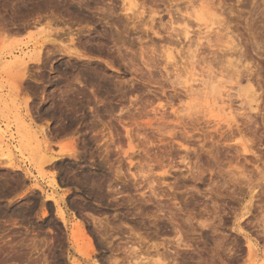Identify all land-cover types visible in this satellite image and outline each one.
I'll list each match as a JSON object with an SVG mask.
<instances>
[{"label":"rangeland","instance_id":"1","mask_svg":"<svg viewBox=\"0 0 264 264\" xmlns=\"http://www.w3.org/2000/svg\"><path fill=\"white\" fill-rule=\"evenodd\" d=\"M103 1L98 7L107 10L109 0ZM137 1L139 4L145 2ZM114 3L116 16L122 21L121 26L128 30L124 35L118 31L120 25L116 29L101 23L95 17L98 13L86 12L91 17H79L68 0H0V264H72L75 260L79 264H91L97 259L101 262L97 250L90 258L80 257L76 251L84 253L87 248L91 249L88 237L94 233L92 217L100 220L109 217L113 226L123 221L133 224L139 218V211L132 210L128 214L124 207L115 209V204L134 198V201L140 200L139 207L143 195L153 200L149 189L152 180H156V193L166 201V210L178 214L186 233L194 231V240L188 242L192 248H185L181 252L178 264H264V0H245L240 5L236 0H227L228 11L224 23L229 29L224 30V26L219 24L214 26L219 27L218 38L215 32L209 35L206 30L198 29L190 22L191 42L198 49L199 70H207L206 63L207 66H216L215 70L219 71L228 60L234 61L237 67L246 65L245 59L239 61L237 58L240 48H243L244 58L251 62L250 67H254L253 72H247L243 67L238 70L242 73V86L246 84L247 76L253 81L261 97L260 109L251 110L245 98L239 96L234 69L235 74L230 72L236 81L227 83L228 89L223 90L225 97L232 95L230 100L228 97H224V100L235 110L234 118L214 108L218 96L207 100L196 98L191 103L194 108L185 111L192 100L187 98L188 93L184 86L178 84L177 77L188 64L189 41L182 34L184 22L179 14L175 15L172 20L174 24L171 25L163 5L153 6L145 2L146 13L134 17L124 15L126 13L119 0ZM92 4L94 7L95 3ZM177 4L182 10L187 6L184 0ZM230 7L233 8L232 13ZM153 10L158 11L156 16L151 12ZM39 20H44V23L41 21L44 26L47 25L45 21L54 23L56 20L51 34L58 31L60 36L52 35L65 42L72 31L76 42L83 43L80 50L86 55V60L73 58L70 61L65 55L56 53L44 58L46 61L42 68L31 64L28 76L31 75L24 78L21 70L10 64L21 54L31 53L38 40L45 39L47 34L40 35V29L35 27ZM55 24L57 26L54 27ZM48 45L49 49L53 48L49 41L45 43L46 47ZM168 56L175 57L176 64L168 62ZM71 64L80 65V68L94 67L107 79L105 88L94 85L99 98L94 97L89 84L84 87L87 100L78 99L80 104L77 101L78 117L76 115L77 125L74 128L67 126L68 119L63 113L66 103L64 98H60V94H66L67 98L69 93L65 92L70 85L73 88L79 86L72 83V76L77 71L72 70ZM50 92L57 95L56 104L48 99ZM95 109L100 115L98 119L92 113ZM148 120L155 127L145 129L142 124ZM23 124L29 130L30 138L27 140L30 142L22 135ZM94 124L97 126L94 127ZM125 125L131 130L132 146H129ZM158 125L162 128H158ZM108 127H112L116 136L120 134V143L116 146L110 144L108 159L112 164L109 166L101 160L107 156L104 150L107 145L104 146L103 141L110 136ZM43 128L45 131L48 128L47 133L42 131ZM94 134L97 140L102 141H93L91 137ZM43 135L50 139L53 153L60 152L61 148L72 150L73 143H76L81 156H66L56 168L47 166L42 160L45 157L39 161L37 157L42 154ZM131 147H135L134 150ZM187 148L189 151L186 150V153ZM9 152L13 167L1 158L2 154ZM129 161L133 162L132 166H129ZM120 170L122 174L119 178L115 172L119 173ZM166 170L169 173L165 174ZM51 171L59 172L60 186H52ZM85 171L94 172L93 176L96 177L92 178L97 181L109 177L102 183L109 193L108 200H112L108 203L110 209L107 214L106 211H82L71 202L78 196V204L88 200V197L91 201L95 199L90 194L91 182L88 181L89 186L82 180ZM101 172L106 173L105 178ZM124 176L131 184V187L128 185L129 191L127 187L123 188ZM166 184L174 186V189L169 191ZM121 191L124 193L121 194ZM254 191L258 192L256 198H259V204L257 202L250 209L248 203ZM52 195L61 200L66 225L56 215L54 203L48 200ZM260 203L262 210L258 207ZM115 215H118L116 219ZM124 216H130V219H124ZM201 223L206 228H201ZM191 224L194 230L190 229ZM77 227L81 230H76ZM146 229L154 230L153 227ZM77 231L86 232L85 235L81 234L83 232L77 235ZM110 231L108 233H112ZM72 235L77 237L72 239ZM91 237L95 239V235ZM250 243L255 247L253 252H249ZM195 248L197 252H192ZM171 262L168 260V263Z\"/></svg>","mask_w":264,"mask_h":264},{"label":"bare ground","instance_id":"2","mask_svg":"<svg viewBox=\"0 0 264 264\" xmlns=\"http://www.w3.org/2000/svg\"><path fill=\"white\" fill-rule=\"evenodd\" d=\"M68 1L70 2V4H72L73 11H75L77 13V15H79V17L82 16L83 18L86 19V18H89V16L92 13L93 14L94 13H98L99 15L96 14L97 16H95V17H97L98 20L101 23H104L107 26L109 25V26H111V28L114 27L116 29H117V27H120L122 25V21H121V19H119L120 17L117 18V16H116V12L117 11H116V5L114 3L115 0H109V2H108L109 7H108L107 10H104V8L102 6L101 7H98L100 4H103L104 3V1L102 2L100 0H93V2L95 3L94 7L92 6L93 5L92 4V0H68ZM119 1L123 5V9L122 10H123V12L126 13V14H124L126 16H129V15H133L134 17L135 16H138V15L143 16L146 13L145 12V5H143V4L150 3V5L152 4L153 6L163 5L165 7V9H166V11H167V13H168V15L170 17V24L171 25L174 24L172 22V20H173V18H175V15L179 14L181 16V18H183L182 20L184 22V26H183L182 34L184 35L185 39L189 41V44H187L188 45V47H187L188 48V54H187L188 55L187 56V59L188 60L186 62L188 64L185 63L186 66L187 65L188 66L187 67L185 66V70L183 71V73L181 75H179L177 77V81H178V84L179 85H182V86L185 87V89H186V91L188 93L186 95L187 98L189 100H192V101L188 102L190 104V107H188L187 109L184 108V109H186L185 111H191L190 109L193 107L192 106L193 104H191V103H193L196 100V98H201V99L203 98V99L207 100L208 98H210L212 96L213 97L214 96L215 97L218 96L217 99H215V101L218 100V99L219 100L215 103L216 106L214 108L215 109H218V111L220 110L219 112H223L224 114L226 113L227 116H230L231 118H234L235 117V110L233 109L232 105L229 104V102L227 103L226 100H224L225 94H224V91H223L225 88H227V85H226L227 83L233 82V80H234V78H232L233 73H231L230 71L234 72V74H235L234 69L236 70V73H237V75L236 74L234 75L237 81L236 80H234V81H236V84L238 86L237 87L238 88V91L237 92H238L239 96L245 98V101H246L245 103H247V105H250L251 110H253V111H257L258 110L259 111V109H260V104L259 103H260L261 97L258 95V93H257L258 91H257V89H255V87H254L255 85H253V83H252L253 81H251V78L247 76V78H246V84L244 86H242V83H241V80H240V77L242 75H240L241 72H240V69L238 70V68L243 67V69L245 68L247 70V72H250L254 68V67H250L251 62L250 61L248 62L247 59L244 58L245 54H244V51L242 50L243 48H240V51H237V53H238V57L237 58H238L239 61L242 58H243V61L245 59L246 60V65H242V66L238 65L239 67H237L236 66L237 65L236 63H235L236 65L234 66V63H233L234 61H229L228 60L226 62V64H225V66H224L225 68L229 66L226 69L224 67H221V68L218 67L219 68L218 69L219 71H216L215 70L217 68L216 66H211L209 64L208 65L209 67H208L206 63H205V65L208 68L207 70H205L204 68H200L202 70H199L198 69V61H199L198 60V57L199 56L197 55L198 54L197 53L198 52L197 51L198 49L194 48V45L191 42L192 41L191 40L192 38L190 37V35H191L190 22H191V24L194 23L198 27V29L199 28L200 29L202 28V29L206 30L207 31L206 33H208L209 35L212 32L213 33L215 32V35H217V38H218V35H219V31L220 30L218 29L219 27L218 28H214V26H217L219 24L221 26H224V30H227L228 31V29H229V27L227 26V24H225L226 23L225 14L228 11V9H227V6L228 5L226 4V1L227 0H184V1H186L187 6H185V8L183 10L182 9H179L180 7H178L179 5L177 4L178 1H183V0H144L146 3L144 2L142 4H139L137 0H119ZM244 2H245V0H236V3L239 4V5L242 4V3H244ZM245 4H244V6H245ZM68 5H69V3H68ZM176 6L178 8L177 9H174ZM232 7H234V6H232ZM229 10H230V13H232L233 8L230 7ZM136 11L138 12L137 14H135ZM86 12L87 13H91V14L88 15V14H86ZM151 12H154V16H156L158 11L153 10ZM68 15L72 16L71 14H68ZM77 15H75V16L77 17ZM75 16H73V17L76 18ZM41 21H42V23H44L43 22L44 20H39L37 22L38 23V26H37V24H35V27L38 28V29H40L39 30V31H41L40 32V35H43L44 36L45 33L47 34V35H45V39L43 38V39H41V41L38 40V42L36 43L37 45L33 46L34 48H33V51L31 53L30 52L29 53L28 52H25V53L21 54L20 56H18L17 59L14 60L13 63L10 64V65L16 66V69H20L21 72H22V76L24 78L25 77L27 78V76L29 74V71H30L29 69L31 67V64H36V65H38L39 68H40V66L42 68V67H44L43 65H45V61H46V59H44V58L52 57L56 53H59V54L61 53V54L65 55V57H67L70 61L73 58L74 59L81 60V61L86 60V57H85L86 55L84 53H82L81 50H80V48H82L81 46H83V43H82V41H77L76 42V39L77 38L74 37L75 34H73L72 31L69 32V38L66 39L67 42H65L64 40H61L60 38H58V39H60L61 41H58V39L56 38V37L60 36V34L58 33V31H54L55 33L54 32L52 33L56 37H54L51 34V32L53 31L52 26H53L54 23H56V20H55L54 23H52L53 21L51 19H50V21H52V22H50V23H48L49 20H47V22L45 21V23L47 24V25L45 24L46 26H44V24L42 25ZM174 22H175V20H174ZM55 26H57V25L55 24L54 27ZM58 26H60V25H58ZM35 27H34V29H35ZM121 27L123 28V30H121L122 29ZM121 27H120V29L118 28V31H120V34H123L124 32H128V30H126V28H124V26H121ZM31 28H33V27L31 26ZM39 31H37V33ZM64 32H66V31H64ZM64 32H62V33H64ZM79 34H81V33L79 32ZM63 35H65V34H63ZM229 35L230 34H228V36ZM78 36H80V35H78ZM206 38L209 40V37H206ZM47 41H49V42H51L53 44V48L52 49H49L48 48L49 45L47 47L45 46V43ZM231 41L233 42V39H231ZM44 46H45V48H44ZM185 49H186V47H185ZM167 59L169 60L168 62H170V63L175 62V57H173V56H168ZM201 59H202V57H201ZM184 60H185V57H184ZM223 63H225V62H223ZM175 64H176V62H175ZM184 65H183V67H184ZM233 66L234 67H237V69L234 68ZM213 67H215V68H213ZM71 68H72L73 71L74 70L77 71V74L76 75H73V76L71 75L73 77L72 78L73 79L72 80L73 81L72 83H76L79 86L73 88L70 85V89L65 92V93H67V92L69 93V95L67 96V98L65 97L66 94H65V96L64 95L62 96L60 94V98H64L65 103H66L65 104L66 109L63 111V113H65L64 115H66L65 117H67V119H68L67 126L70 127V128H74V125L76 124L75 123V121H76V115H77V112H78L77 111L78 109H76L77 108L76 107L77 101H78V99L86 98V96H87L86 93H85V91H84V87H87V85L89 84L91 86L90 90L93 93L94 97L95 98H99L98 93H97L98 91L96 92L94 85L96 84L100 88H103V87L105 88L104 85H105L107 79H106V77H104L103 75H101L96 69H94V67L91 68V67H87V66H83V67L81 66V68H80V65L79 66H76L75 64L74 65L71 64ZM227 69H232V70H227ZM251 72H253V71H251ZM229 73L232 74V75H229ZM250 75H251V73H250ZM60 76H62V75H60ZM41 77H42V75H41ZM53 82L54 81H52V83ZM68 82H69V79H68ZM57 83H58V81H57ZM63 90H65V89H63ZM56 93H57V91H56ZM46 96H47V94H46ZM231 96L232 95L227 94L226 97H228L227 99L230 100L231 99ZM48 99H50V100L52 99V101L55 102V101H57L56 100L57 99V95L55 93H53V92H50L49 95H48ZM64 100H63V102H64ZM86 100H87V98H86ZM197 100H199V99H197ZM80 102H79V104H80ZM100 102L103 103V101H100ZM55 104H56V102H55ZM252 104H254L255 106H253ZM183 107H185V106H183ZM182 111H183V108H182ZM92 113H94V116H95L96 119H98L100 117V115H98V111L96 109L93 110ZM77 117H78V115H77ZM25 119H27V118H25ZM93 121L95 123V120H93ZM135 124H137V126L141 125V124L138 125V123H135ZM229 124H230V122H229ZM95 126H97V125L94 124V127ZM142 126L145 129L146 128H151L152 129L153 127H155V125L152 123L151 120H148V121L144 122V124H142ZM112 127H108V129H107L108 130V134L110 135L109 138H108V140H105V142L103 141L104 146H105V144L107 145L106 148L104 149L107 152V154H106L107 156L106 157H102V159H101L102 162L104 163V165H108V166L112 164L110 162V159H108V155L110 153L109 151H110V148H111V145L110 144L116 146L117 143H120L119 142V140H120L119 139L120 134L119 133L117 134L115 132L117 134V136H116L114 134V131L112 130ZM124 127L126 129L125 130L126 131V137H127L128 141H129V146H132V143H133V140L132 139L133 138H132L131 130L128 127H126V125ZM160 127L161 126L158 125V128H160ZM47 129L48 128H46V131H47ZM22 130H23V133H24V134H22L23 137H24V139L25 140L29 139L30 138V135H29L30 133H29V130L27 129V127H26L25 124H23V129ZM42 131L46 132L44 128H43ZM72 131H73V129H72ZM1 135H2V132L0 130V138H1ZM50 136H52V134ZM50 136H49V138H50ZM47 137L46 136L43 137L42 154L40 156L37 155L38 161L41 159V157L42 158L45 157L44 159H42V160L45 161L44 163H46L47 166H50L52 168H56L58 166V162L61 161V159H63L66 156H72V157H76V156L77 157H80L81 156V155H79L78 150L76 149L78 147L77 146L78 144H76V143H73V149L72 150H67L66 148H61V151L60 152H58L56 154L53 153L52 150H51L52 148L50 146V141H49L50 139H48ZM78 137H80V136H78ZM91 138L96 143H99V141H102V139L101 140L100 139L97 140L98 137L96 139L95 134ZM27 141H29V140H27ZM79 143H80V140H79ZM79 146H81V145L79 144ZM134 148L135 147H131L132 150H134ZM186 150L189 151L188 148L185 149V151ZM187 151H186V153H187ZM13 152H14V150H13ZM11 157H12V154L10 152L9 153H4L1 156L2 160L3 161H6L7 162V165H9L10 167L12 165H14L13 162H12V158ZM35 158H36V156H35ZM184 160H186V159L184 158ZM154 161H156V160H154ZM128 163L130 164L129 166H132V164H133L132 161H129ZM86 173L87 172L85 171V173L82 174V177H83L82 180L84 179L83 182L86 183V184L89 183L88 181L91 182V186H90V183H89V186L91 188L90 194H91L92 197H95V199H97V201H95V199L91 197L92 199H94V204H93L92 202H90V200H89L90 198L88 197V200H83L82 203L78 204L77 203V198L79 199V196H78L77 198H73L71 202L74 203V206L77 209H82V211L91 210V211H89L90 213L92 212V210H96V211H106V214H107V211L110 209V206H109L110 204H108V203L111 202L112 200L111 201L108 200L109 198L107 196L109 195V193H107V191L102 187V185H103L102 183H103L104 180L107 179L108 176H106V179H103V178H105V174L106 173L104 174L103 172H101V173L104 174V177L102 176L103 178H101L103 180H101V181L98 180L97 181L95 178H92V177L95 176V175L93 176L94 172H93V174L91 172H89L87 174ZM120 173L122 174L121 170L119 171V173L115 172V175H117V177L120 178V176H119ZM166 173H169V171L166 170L165 171V174ZM49 174H50V176L53 174L52 175V178H51L52 186L53 185L60 186L59 185V172L53 171L52 174L51 173H49ZM99 176L101 177L100 173H99ZM132 176H134V175H132ZM100 177L99 178L97 177V178L100 179ZM125 177L126 176H124V179L122 181V184L125 185V186H123V188L124 187H127L126 189L128 190V188H129V186L131 184L129 185L127 183L128 181L125 180ZM108 179H109V177H108ZM77 181L78 182H82L81 179H79V178L77 179ZM157 181H158V179H157ZM49 183H50V181H49ZM82 183H81V185H82ZM155 183H156V180H152L151 183H150L149 189H150L152 195L154 196V199H156V200H154V199L153 200L147 199V198L144 197V195L142 193L143 199L141 201V204H139V207H138V203H139L140 200L137 199L138 200L137 201L135 199L137 201L136 202V201H134V198L131 199V200L129 199L127 202L124 200L126 203L125 202L123 203V202L117 201V203L115 204V209H118L119 210V208H123L124 207V208H126V210H128L127 211L128 214H131L132 210H135L137 212L139 211L138 212L139 213V216H138L139 218L137 219V221L135 220L136 222H134L133 224H127V223H125L123 221L121 223H118L117 222L119 225L116 224V225L113 226L112 223L109 222L110 219L108 220L109 217L104 218V220L102 219L104 222L102 220L98 219V218H97L98 219L97 220L96 217H92L93 218V222H94L93 224L95 226V227L93 226L94 233L92 232V235H95V239L93 237H91L92 235L88 237L89 234L87 233L88 234L87 237L89 239L88 241L91 244V246L90 245H88V246H90L91 249L89 250L87 248V251H85L84 253L82 251L76 250L77 251V254L80 257H83V258H90L91 255H93V253L96 252V250H97V253H99V257H100L101 262L99 261V259H97V260H95L96 262L91 263V264H170V263H168V260H171L172 261L171 262L172 264H178L177 261L179 259L178 257L181 255V252L184 251L185 248L186 249L187 248H189V249L192 248V246L189 245L188 242H189V240L191 242H192V240H194V236H193V232L194 231L191 232L192 234L187 231L189 233V235H188V233H186L183 230L182 224L180 223L183 220H181V221L179 220L178 214L177 213H174V214L171 213L170 209H169L170 212H168V210H166V208L164 207L165 206L164 204L166 203V201L164 200L165 201V203H164V201L162 200V197L159 196L160 194H157L156 193V188L154 186ZM109 184H110V182H109ZM163 184H165V183H163ZM89 186L87 188H89ZM166 186H167V189L169 191H171V190L174 189V186H171L170 184H166ZM36 188H37V190H40V189H38V187H36ZM107 188H108V190H110L109 187H107ZM120 188L122 189V187H120ZM81 192H80V194H81ZM108 192H110V191H108ZM261 192H263V191H261ZM123 193L124 192H122L121 194H123ZM64 194H66V193H64ZM64 194H63V196H64ZM144 194H146V193H144ZM256 194H258V192H255V191L252 192V196L249 199L250 201H249L248 205H250V209L252 207H255V205H257V202L259 201L258 200L259 198L258 199L256 198ZM262 195H264V192H263ZM56 197L57 196H55V195L49 196L48 197V200L54 203L56 215L59 217V219L61 220V222L64 225H66V221L67 220L65 219V209L62 207V205L60 203L61 200L59 201ZM80 198H81V196H80ZM63 199H64V197L62 198V200ZM103 201H105V203H107V204H104ZM260 201L262 202V200H260ZM258 204H259V202H258ZM166 206H167V204H166ZM261 206L262 205L260 203V205L258 207H260V209L262 210ZM168 208H170V207H168ZM137 212H136V215H137ZM44 215H47V212H44ZM90 216H92V215H89V217ZM132 216L136 217L135 215H132ZM117 217H118V215H115L114 218L116 219ZM129 217L130 216H128V217H125L124 216V219H130ZM105 219H107V220L105 221ZM164 221H165V223L167 222V224H165ZM187 221H190V220L188 219ZM188 223H190V222H188ZM263 226H264V224H263ZM151 227H153V229H154L153 231H150V230L148 231L146 229V228H150L151 229ZM200 227L204 229V228H206V225L204 223H201L200 224ZM78 228L79 227H77L76 230ZM125 228H127V230H125ZM190 229L191 230H194L192 224L190 225ZM263 229H264V227H263ZM79 230H81V229L79 228ZM109 230H111L112 233H108ZM262 231L264 232V230H262ZM81 232H83V233H81ZM81 232H78L79 234H77V235H80V233L83 234V235H85V232L86 231L85 232L84 231H81ZM77 235L76 236L72 235L71 236L72 239H74L75 237H77ZM170 235H172V236H170ZM83 238H85V237H83ZM88 241H87V243H89ZM198 244H200V243H198ZM198 244H196V245H198ZM248 247H249V252H253L255 250V247L251 243L249 244ZM193 251H196L197 252V249L195 248V250H192V252ZM72 264H79V263H78V261L75 260V261L72 262Z\"/></svg>","mask_w":264,"mask_h":264},{"label":"flooded vegetation","instance_id":"3","mask_svg":"<svg viewBox=\"0 0 264 264\" xmlns=\"http://www.w3.org/2000/svg\"><path fill=\"white\" fill-rule=\"evenodd\" d=\"M100 1H102V2H103V0H100ZM92 3H94V2H93V0H92ZM87 197H88V196H87ZM90 202H92V203L94 204V201H91V200H90Z\"/></svg>","mask_w":264,"mask_h":264}]
</instances>
